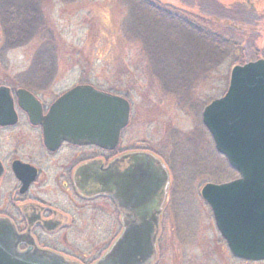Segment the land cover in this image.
Listing matches in <instances>:
<instances>
[{
    "label": "rangeland",
    "instance_id": "obj_1",
    "mask_svg": "<svg viewBox=\"0 0 264 264\" xmlns=\"http://www.w3.org/2000/svg\"><path fill=\"white\" fill-rule=\"evenodd\" d=\"M38 1L43 22L26 45L11 47L0 21V85L42 86L57 97L74 85L89 84L130 103L124 146L149 150L170 175L153 264H264L232 257L200 195L207 183L237 178L201 123L203 108L225 94L233 66L225 62L209 68V79L194 81L204 73L203 65L188 56L196 50L187 47L184 38H176L178 49L161 51L163 57L173 61L176 55L187 61L182 67L174 63L168 71L159 69L154 61L162 55L146 52L145 33H136L131 24L121 27L127 14L123 2ZM151 1L178 10L195 23H208L237 41L234 55L241 56L243 64L264 59V0ZM147 46L148 51L156 47ZM211 50L199 55L215 54ZM153 69L165 70L163 83L153 76ZM176 77L189 82H176ZM117 237L92 231L89 241L84 239V254L71 252L99 260Z\"/></svg>",
    "mask_w": 264,
    "mask_h": 264
},
{
    "label": "water",
    "instance_id": "obj_2",
    "mask_svg": "<svg viewBox=\"0 0 264 264\" xmlns=\"http://www.w3.org/2000/svg\"><path fill=\"white\" fill-rule=\"evenodd\" d=\"M3 92L0 88V116L11 115ZM33 105L31 98H22L21 106L31 117ZM129 116L124 98L91 86L75 87L52 106L44 122L45 139L113 148ZM201 121L216 152L238 175L227 183L206 184L201 198L230 254L243 261H264V59L233 67L226 93L203 109ZM126 160L128 168L113 183H103L101 190L121 205L123 232L95 264H153L156 257L168 173L151 155H130ZM22 242L9 222L0 221V264H71L37 249L20 251Z\"/></svg>",
    "mask_w": 264,
    "mask_h": 264
},
{
    "label": "flooded vegetation",
    "instance_id": "obj_3",
    "mask_svg": "<svg viewBox=\"0 0 264 264\" xmlns=\"http://www.w3.org/2000/svg\"><path fill=\"white\" fill-rule=\"evenodd\" d=\"M80 86L91 85H74L53 97L42 86L0 85L12 111L11 115L0 116V221L9 222L23 237L20 251L32 248L71 264H95L97 259L71 250L84 254V239L89 241L92 231L118 236L123 232V209L101 192L103 183H113L128 168L126 157L136 154L155 157L164 165L169 179L170 175L164 162L149 150L124 146L123 133L129 123L109 149L67 140L46 142L44 122L52 106ZM23 96L33 100V117L21 106ZM169 187L170 183L165 199Z\"/></svg>",
    "mask_w": 264,
    "mask_h": 264
},
{
    "label": "trees",
    "instance_id": "obj_4",
    "mask_svg": "<svg viewBox=\"0 0 264 264\" xmlns=\"http://www.w3.org/2000/svg\"><path fill=\"white\" fill-rule=\"evenodd\" d=\"M59 1L68 3L77 0ZM118 1L123 2L127 10L121 27L125 28L131 24L136 33H145L148 37V40L144 39L146 43L143 42L146 45L144 46L146 52L155 57L162 55L154 61L159 69L168 71V67L174 66V63L182 67L187 61L186 59L181 61L182 59L176 55H173V61L166 59L161 52L178 49L179 42L176 40L178 37L185 39L187 47L196 50L195 53L188 55L190 59L204 67V73L199 74L194 81L209 79L208 74L225 62H229L233 67L243 64L242 57L234 55L235 50L239 48V43L237 41L233 43L222 36L220 32L214 31L210 24L195 23L182 12L170 7H160L151 0ZM40 4L41 2L38 0H0V21L4 25V33L11 47L26 45L33 36L40 32V26L43 22ZM147 44L156 47L153 51H148L147 47L149 46ZM209 49H212L211 51L215 54L199 55L201 50L209 51ZM159 69L157 71L153 69V76L163 83L162 72L165 70ZM178 77H176V82H189L184 77ZM231 173L236 177L233 171Z\"/></svg>",
    "mask_w": 264,
    "mask_h": 264
}]
</instances>
